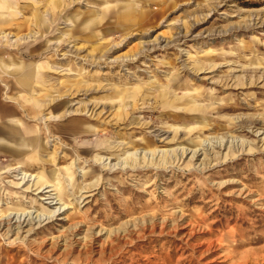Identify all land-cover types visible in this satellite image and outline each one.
I'll return each mask as SVG.
<instances>
[{
    "label": "rangeland",
    "instance_id": "rangeland-1",
    "mask_svg": "<svg viewBox=\"0 0 264 264\" xmlns=\"http://www.w3.org/2000/svg\"><path fill=\"white\" fill-rule=\"evenodd\" d=\"M34 1L0 20V60L42 74L39 149L0 161V264H264V0Z\"/></svg>",
    "mask_w": 264,
    "mask_h": 264
},
{
    "label": "crops",
    "instance_id": "crops-1",
    "mask_svg": "<svg viewBox=\"0 0 264 264\" xmlns=\"http://www.w3.org/2000/svg\"><path fill=\"white\" fill-rule=\"evenodd\" d=\"M33 3L35 5L33 13L35 14L38 11V7L36 1H34ZM58 5H60L59 2L53 4L54 7H57ZM1 8H5L6 9L5 12L7 13L4 15L3 11L0 10V20L2 19L9 20L10 17H12L10 16L11 12L15 11L14 8L8 4V0H0V9ZM127 11L128 12L130 11L131 19H137L136 11L132 7V4L130 6V9H127ZM114 16H115V22L117 23L118 13L116 12ZM98 20H100L98 15L96 17H93L91 20L90 19H84L82 21L75 20L74 21V23L76 24L75 29H70V30L68 29L67 31L68 34H63L62 36L66 38L67 36H69V33H71L72 38H74V40L77 41L90 39L96 35L94 27L92 26L91 28H89V26H87L89 29L85 30L86 25L84 24L86 23L94 24V22L98 23ZM35 21L39 25V22H41V20H39V16L36 18ZM12 40L14 39H11V41ZM9 60H10L9 64L2 62L0 60V70L5 71L11 69V71L16 72L19 77V79H17L16 85L19 86L23 91L28 93V95L22 93L17 94V96H15V98L13 99H18L19 97V100L11 99L13 100V102L9 103V105L5 104L2 109V114L6 115L7 117L5 120H2V118L0 117V161H6V162L8 161V164L14 163L15 161L18 160L19 161L24 159L26 160L28 157L34 154L33 153L32 155H28L29 151L31 150V152L32 151L36 152L37 149H39L38 146L42 142L40 125L35 123L31 118L32 117L31 109L36 108V104L39 102L37 98L32 97L33 95L32 93H34L35 90V87L32 83V79L33 78L40 79L42 74L38 73V66L36 64L33 67H29V65L26 66L21 63L18 64L14 63L12 62L14 61L13 59H9ZM7 89H8L7 85H4V92H6ZM42 104L43 107L46 106L45 103ZM60 110H62V108H60ZM53 115L54 114H52L51 116ZM47 118L49 117H42L38 119L44 127L46 121L54 122L53 120ZM60 121L61 120L55 122L58 123Z\"/></svg>",
    "mask_w": 264,
    "mask_h": 264
},
{
    "label": "bare ground",
    "instance_id": "bare-ground-1",
    "mask_svg": "<svg viewBox=\"0 0 264 264\" xmlns=\"http://www.w3.org/2000/svg\"><path fill=\"white\" fill-rule=\"evenodd\" d=\"M130 13V11L128 12L127 10H125V12L124 13H122V14H120L118 17H117V21L118 20H121V18H125L126 20H128L129 19V14ZM64 38V37H63ZM170 88V87H169ZM143 90V89H142ZM92 92V91H91ZM142 92V91H141ZM135 94V93H134ZM173 95V94H172ZM176 95V94H175ZM171 96V95H170ZM137 103V102H136ZM127 105V104H126ZM125 106V105H124ZM127 108V107H126ZM130 109V108H129ZM136 109V108H135ZM133 110V109H132ZM128 111V110H127ZM135 111V110H134ZM47 119H50V120H53V121H58V120H61L60 119V117H57V116H55V115H53V116H51V117H49V118H47ZM91 133H95V131H91ZM123 145V144H122ZM110 146V145H109ZM112 146V145H111ZM100 148V147H99ZM98 148V149H99ZM98 153V152H97ZM133 158V157H132ZM129 163V161L128 162H125L123 165H127ZM128 166V165H127ZM20 176H21V178L22 179H25V177H26V174H24V173H21L20 174Z\"/></svg>",
    "mask_w": 264,
    "mask_h": 264
}]
</instances>
